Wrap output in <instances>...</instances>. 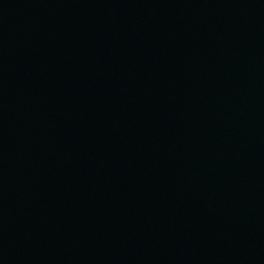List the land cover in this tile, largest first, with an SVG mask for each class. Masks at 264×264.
<instances>
[{
	"label": "water",
	"instance_id": "1",
	"mask_svg": "<svg viewBox=\"0 0 264 264\" xmlns=\"http://www.w3.org/2000/svg\"><path fill=\"white\" fill-rule=\"evenodd\" d=\"M0 264H264V0H0Z\"/></svg>",
	"mask_w": 264,
	"mask_h": 264
}]
</instances>
